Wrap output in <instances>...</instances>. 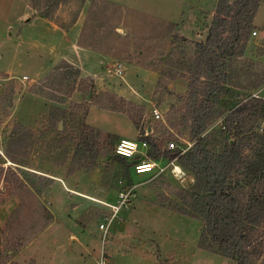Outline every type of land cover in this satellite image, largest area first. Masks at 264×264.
<instances>
[{"label":"rangeland","instance_id":"1","mask_svg":"<svg viewBox=\"0 0 264 264\" xmlns=\"http://www.w3.org/2000/svg\"><path fill=\"white\" fill-rule=\"evenodd\" d=\"M27 3L106 56L100 68L75 62L80 70L60 59L61 44L55 59L41 55L40 62L18 39L9 43L6 25L14 24L16 35ZM217 3L0 0V264H100L102 255L105 264H236L200 244L204 214L195 196L204 189L191 172L183 179L169 168L135 174L113 160L121 137L142 141L150 134L162 148L170 141L191 148L186 110L196 42L205 40ZM256 11L262 18L251 23L243 54L226 58L218 77L196 83L202 94L217 86L202 133L206 147L218 154L229 138L242 160L262 165L259 175H249L244 163L227 171L240 206L251 192L264 194V106L230 132L224 118L239 104L264 99V0ZM118 86L132 93L120 95ZM120 191L130 200L119 207ZM108 221L107 230L100 227ZM249 232V264H264V221Z\"/></svg>","mask_w":264,"mask_h":264},{"label":"trees","instance_id":"2","mask_svg":"<svg viewBox=\"0 0 264 264\" xmlns=\"http://www.w3.org/2000/svg\"><path fill=\"white\" fill-rule=\"evenodd\" d=\"M258 2L259 0H235L232 5L230 0H218L205 40L196 42L197 70L195 77L189 83L190 102L186 110L187 117L191 120V139L194 141L191 148L180 153L179 148L173 150L162 148L161 143L150 134L142 137V140L148 143L150 158L162 160L177 158L182 169L196 177V182L204 189V194L195 196L204 214V229L200 236V244L204 247H215L221 255L234 259L236 264H249L247 237L251 226L260 225L264 221V194L251 192L245 205H238L228 191L227 171L232 166L244 163L249 175H259L262 165L242 160L240 148L229 138L218 154L206 147L202 133L211 113L210 99L215 98L214 92L217 86L213 85L210 90L203 91L202 94L197 90L196 83L205 75L218 77V68L226 58L243 54L244 42L250 34ZM228 13H232L231 22L228 36L223 37L222 33L226 26L225 16ZM43 15L49 18L48 14ZM78 44L85 47L79 39ZM255 99L256 104L252 102L239 104L225 116L224 127L228 132L232 128L241 127L245 115L255 107L264 106L263 98ZM127 115L132 119L130 114ZM113 160L129 169L132 167V161L127 158L115 154Z\"/></svg>","mask_w":264,"mask_h":264},{"label":"crops","instance_id":"3","mask_svg":"<svg viewBox=\"0 0 264 264\" xmlns=\"http://www.w3.org/2000/svg\"><path fill=\"white\" fill-rule=\"evenodd\" d=\"M261 4L262 2H260L259 6H261ZM261 18L262 17H260V19ZM260 19L258 12L256 11V15L253 19V22L255 23L257 22V20ZM16 23L17 27L19 26V34H12L11 36L9 35V43L13 39L12 37H14V39H18L19 44L21 47H23L22 49L25 50L26 55H28V53L31 56L34 55V57H37L40 62L43 61L41 55L47 56L45 58V62L55 59L53 53L56 49H58L59 44H61V47L63 48V51L59 58L67 61L68 63H71L72 65H76L75 62L90 61L94 65L96 64L97 66L98 62L103 61L106 57L98 51H94L91 49L89 50L79 45L78 37L74 35L72 37H69V35H71L72 33V27L64 29L58 26L56 23L49 20L43 14L34 10L28 3L25 4L24 11L20 15H18ZM13 26L14 24L12 23L6 25V28L9 33L13 32ZM76 67H78V69L80 70L83 69L82 65L80 66L77 64ZM97 67L98 69L100 68L99 66ZM92 74L93 73H90V75ZM118 75L122 76V72ZM118 87L120 88V90L118 91L120 95L126 96V94L132 93L126 86Z\"/></svg>","mask_w":264,"mask_h":264},{"label":"built area","instance_id":"4","mask_svg":"<svg viewBox=\"0 0 264 264\" xmlns=\"http://www.w3.org/2000/svg\"><path fill=\"white\" fill-rule=\"evenodd\" d=\"M251 33L253 35H256L257 32H256V30L253 29ZM121 72H122V70L120 68V64L118 63V64H116V73L117 74H121ZM23 77L25 78L26 76H23ZM152 115L155 118H160V116H161V114L159 113V111H158V109L156 107H154L152 109ZM121 141H130L131 143L137 145V149H136L135 153L130 158V160L132 161V167H131V169H132V171L135 174H138L137 173V170H136L137 165H139L141 162H144L146 160H148L149 163H153L154 162L153 163L152 170L150 172H148V173H155V172L156 173H162L163 171L167 170L168 168L172 172L171 162L173 160H175L176 163L178 164L177 158L166 159V160H162L161 158H159V159H152V158H150L148 156L149 146H148V143L146 141H144V140L138 141L136 139H131V138H128V137H121V138L118 139V141L116 142V144L114 146V152H115V154H116V149L118 147H120ZM169 145H174V148H169ZM175 147H176L175 142L174 141H170V142L167 143L166 149L173 150V149H175ZM183 152L184 151L181 149L180 153H183ZM174 176L177 177L178 179H183V177L185 176V172L183 174H177V175H174ZM128 193H129V191H127V192L120 191V198H121V200H118L119 207L121 205L127 203L130 200L129 198H127ZM119 207L118 206H114V209H116L115 210V213L119 209ZM108 225H109V221H108V223H102V224H100V227L103 228L104 230H107ZM100 264H105V258H104L103 255L101 256Z\"/></svg>","mask_w":264,"mask_h":264},{"label":"clouds","instance_id":"5","mask_svg":"<svg viewBox=\"0 0 264 264\" xmlns=\"http://www.w3.org/2000/svg\"><path fill=\"white\" fill-rule=\"evenodd\" d=\"M169 148H174V145H169ZM137 149V145L130 141H121L120 147L116 149V154L124 158L130 159ZM154 163V162H153ZM153 163H149L148 160L141 162L137 165L136 170L138 174L148 173L152 170ZM173 175L183 174L184 170L176 163L175 160L171 162Z\"/></svg>","mask_w":264,"mask_h":264},{"label":"water","instance_id":"6","mask_svg":"<svg viewBox=\"0 0 264 264\" xmlns=\"http://www.w3.org/2000/svg\"><path fill=\"white\" fill-rule=\"evenodd\" d=\"M16 34H17V35L19 34L18 30H17ZM9 35H11V33H9ZM148 129L150 130V128H148Z\"/></svg>","mask_w":264,"mask_h":264}]
</instances>
